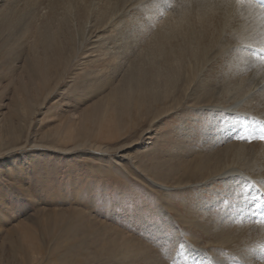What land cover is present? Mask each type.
I'll return each mask as SVG.
<instances>
[{"label":"rangeland","instance_id":"374dc122","mask_svg":"<svg viewBox=\"0 0 264 264\" xmlns=\"http://www.w3.org/2000/svg\"><path fill=\"white\" fill-rule=\"evenodd\" d=\"M52 2L0 0V264L231 260L233 252L218 249L205 227L215 217L245 223L247 198L264 204L261 186L249 193L242 178H219L226 155L239 169L240 150L255 165L253 179L264 178V141L233 140L231 133L236 125L259 128L252 115L264 114L237 106L241 96L228 98L230 82L227 90L184 94L153 75L152 89L122 98L120 83L133 66L80 52L74 7ZM169 2L174 10L166 15L149 13L151 4L139 0H114L118 15L151 35L121 41L140 45L141 54L158 44L199 50L202 40L214 43L212 22L199 20L219 0ZM184 13L191 23L180 19ZM87 30L78 38L84 47ZM43 33L59 40L45 46Z\"/></svg>","mask_w":264,"mask_h":264},{"label":"bare ground","instance_id":"6f19581e","mask_svg":"<svg viewBox=\"0 0 264 264\" xmlns=\"http://www.w3.org/2000/svg\"><path fill=\"white\" fill-rule=\"evenodd\" d=\"M139 1L142 2L143 6L151 4L150 7L153 10H150L149 13L165 10L167 15L174 10L172 4L169 6V0L167 4L163 0ZM112 2H108L107 6L103 7L95 5L92 3V0H76L75 2L71 0H68V2L53 0L52 5L54 8L64 7L69 9L70 7H74L73 16H71V19L76 22L77 27L74 43L80 46V52L88 53L90 56L92 54L98 57L103 56L107 60L119 61V64L129 63L133 66V71L126 75L120 83L122 98L133 96L135 92L143 90L147 92L152 89L153 75L164 78L167 86H171L176 91H182L184 94L189 93L191 90H196V87L199 90H206L208 92L215 90V87L227 90V85L230 82L231 89L228 92V98L232 95L241 96L237 106H245L249 113L259 111L264 114V67L260 65L259 61L251 59L249 54L252 49L244 47L247 44L258 46L262 31L259 21V8L239 5L236 3V0H219L218 4L210 5L209 7L212 11L202 14L199 20L201 22L200 25L207 21L212 22L213 31L211 34L214 39L213 44L210 45L206 40H202L199 50L195 48H189V50L183 47L175 48L173 44L168 46L158 44L152 48L151 53L141 54L139 52L140 45L139 47L129 41L122 42L120 38L141 39L145 36H149L148 38H150L149 32L145 33L143 30L145 24H138L136 20L130 23V21L123 19L117 13V3L112 8ZM180 17L184 22L187 20L188 23H191V18L185 13L181 14ZM46 26L48 25H44V27ZM83 28L85 34L88 31L87 29H92L90 37L88 40L86 39V47L83 46L85 39L78 40ZM229 36L235 37L234 41L228 40ZM42 38L44 39L42 43L45 46L50 44V47L53 43L55 45L56 41L59 40L57 34L52 35L50 33H43ZM45 46L42 47L43 52L48 50ZM56 53L62 55L64 50L57 49ZM245 57L248 58L247 62H244ZM65 58L67 57H63L61 60ZM162 61L164 62V67L162 66ZM149 63H152V70L145 69L144 67ZM215 67H218L217 70H215ZM220 79L222 83L218 82ZM227 112L228 114H233L230 110H227ZM235 113L236 115L239 114ZM252 116L257 117L254 119L257 127L264 126V117ZM236 127L238 129L239 126L236 125ZM232 129L234 130L235 128ZM262 150L264 151V147ZM239 152L241 153V157L239 158L241 159V166L239 169L231 168V166L236 165L235 161L232 159V156V160H228V156L226 155L225 160L222 161L219 168L221 170L219 178L226 182L235 178H242L246 189L247 186L250 187L251 191L249 193H260L255 190L258 186L264 189V178L253 179L255 165L253 166L251 161L244 157L245 152L243 150ZM259 168L263 170V168ZM254 203L255 201H251V206ZM205 208L210 209V206L206 205ZM205 208L203 207V210L206 211ZM243 208L244 205L240 209L243 210ZM239 213L241 214V212ZM207 221L208 225L205 229H210L212 242L216 241L215 243H218V249L223 250V247H226L233 252L229 254L234 255L230 258L231 260L227 261V259H224V261H218L221 263L225 262V264H255L256 260L261 262L258 259L257 253L261 245L259 243L264 237V228L259 224H255L256 226L254 224L251 225L249 221L246 222L247 220L245 223L240 222V224L235 222L233 224H226L225 222H221L222 220L216 219V217ZM240 243L243 244V249L239 252ZM241 252H243V255H241ZM199 253L202 256L205 255L204 252L199 251ZM240 255L241 260L239 259Z\"/></svg>","mask_w":264,"mask_h":264},{"label":"snow or ice","instance_id":"6c2138e0","mask_svg":"<svg viewBox=\"0 0 264 264\" xmlns=\"http://www.w3.org/2000/svg\"><path fill=\"white\" fill-rule=\"evenodd\" d=\"M164 3H168V0H163ZM236 3L239 5H247L253 8H259V21L261 24L262 31L260 33V39L258 41V46L255 44L244 45L246 49H252L250 52V57L254 61H259L260 65L264 67V0H236ZM171 6V4H169ZM248 58H244V62H247ZM237 140L243 142L251 143L255 140L264 141V126L252 130L245 128L235 137ZM247 198V197H246ZM249 201H255L253 206L249 209L252 217H254V223L259 224L264 228V204L260 203V197L253 196L247 198ZM255 251V250H253ZM258 259L264 264V244L259 246V251L257 253Z\"/></svg>","mask_w":264,"mask_h":264}]
</instances>
